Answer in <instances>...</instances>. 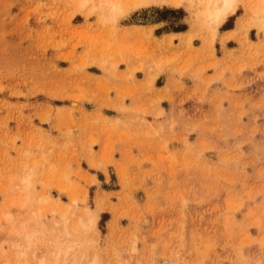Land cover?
Instances as JSON below:
<instances>
[{"label": "rangeland", "instance_id": "374dc122", "mask_svg": "<svg viewBox=\"0 0 264 264\" xmlns=\"http://www.w3.org/2000/svg\"><path fill=\"white\" fill-rule=\"evenodd\" d=\"M155 1L0 0V264H264L258 0Z\"/></svg>", "mask_w": 264, "mask_h": 264}, {"label": "bare ground", "instance_id": "6f19581e", "mask_svg": "<svg viewBox=\"0 0 264 264\" xmlns=\"http://www.w3.org/2000/svg\"><path fill=\"white\" fill-rule=\"evenodd\" d=\"M238 1L239 0H200L199 4L201 8L198 18L200 21H203L204 24L207 25V27H209V29L211 28L213 34V32L215 33L217 31L218 27L226 20V18L236 10L238 6ZM164 2L170 3L172 6H179L181 4L180 0L155 1V3H164ZM256 3H258L257 6L258 9L254 8L255 9L254 12L256 13L257 11H259L257 15H264V0H258ZM261 22L264 24V16L261 18ZM214 35L215 34H213V36ZM116 170L118 177L122 178L121 168L117 167ZM96 210L99 211L98 207ZM87 213L93 214L90 212Z\"/></svg>", "mask_w": 264, "mask_h": 264}]
</instances>
